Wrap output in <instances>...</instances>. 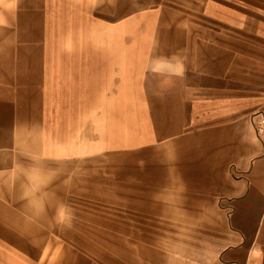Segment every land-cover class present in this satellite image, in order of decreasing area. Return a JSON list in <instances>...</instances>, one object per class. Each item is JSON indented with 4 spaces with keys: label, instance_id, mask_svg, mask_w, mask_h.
Segmentation results:
<instances>
[{
    "label": "crops",
    "instance_id": "0c3cea01",
    "mask_svg": "<svg viewBox=\"0 0 264 264\" xmlns=\"http://www.w3.org/2000/svg\"><path fill=\"white\" fill-rule=\"evenodd\" d=\"M109 2L0 0V264H264V0L163 4L183 44L157 52L118 149L93 141L104 85L58 94L30 62L62 8L92 24Z\"/></svg>",
    "mask_w": 264,
    "mask_h": 264
},
{
    "label": "rangeland",
    "instance_id": "374dc122",
    "mask_svg": "<svg viewBox=\"0 0 264 264\" xmlns=\"http://www.w3.org/2000/svg\"><path fill=\"white\" fill-rule=\"evenodd\" d=\"M109 4L94 9L92 24L81 22L84 18L79 16L76 24H70L69 8H62L61 15L47 23L42 44L38 52L31 55L30 62L32 65L45 64L48 80L58 78V94H68L70 86L74 85L78 97L82 98L89 79L94 95L102 91L100 87L104 85L111 101L104 104V112L102 105L95 103L93 141L118 149L117 145L133 138L129 133L133 127L130 108L134 103L129 100L133 101L142 84L156 78L153 73L159 67L158 51L182 47L187 25L182 21L183 10L163 5L167 0H110ZM120 82L125 85V105L117 102L120 101ZM49 85L45 89L47 92L51 90ZM119 106L125 107V124L120 125ZM141 171L143 180L156 175L157 192L166 191L164 166L143 167Z\"/></svg>",
    "mask_w": 264,
    "mask_h": 264
},
{
    "label": "built area",
    "instance_id": "2783aa9c",
    "mask_svg": "<svg viewBox=\"0 0 264 264\" xmlns=\"http://www.w3.org/2000/svg\"><path fill=\"white\" fill-rule=\"evenodd\" d=\"M252 120L254 121L253 124L255 132L264 145V113H255V115H253Z\"/></svg>",
    "mask_w": 264,
    "mask_h": 264
}]
</instances>
